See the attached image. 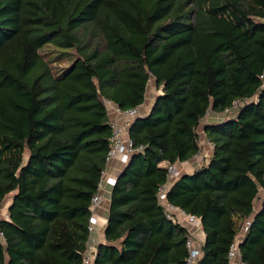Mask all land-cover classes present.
<instances>
[{"label": "trees", "instance_id": "obj_1", "mask_svg": "<svg viewBox=\"0 0 264 264\" xmlns=\"http://www.w3.org/2000/svg\"><path fill=\"white\" fill-rule=\"evenodd\" d=\"M149 77L159 92L126 128L135 150L92 264H187L190 229L157 193L200 152L201 123L211 153L165 200L200 219L195 264H233L235 240L264 264V0H0V264L81 263L112 143L105 102L136 108Z\"/></svg>", "mask_w": 264, "mask_h": 264}, {"label": "built area", "instance_id": "obj_2", "mask_svg": "<svg viewBox=\"0 0 264 264\" xmlns=\"http://www.w3.org/2000/svg\"><path fill=\"white\" fill-rule=\"evenodd\" d=\"M237 105V102L233 104V107L231 109H227L225 113L230 112L232 109H234ZM115 111L123 116L124 118V124L125 125H118V124H111V146L109 150L106 153L105 156V163H107L109 160L116 158L118 155H122L124 158H128V156L135 150L132 147L131 140L125 136L122 137V133L126 131V128L132 118L135 115V108H129L123 111H120L118 108L115 107ZM177 164V163H176ZM172 164L167 166V177L168 179L178 177L179 172L177 169V165ZM102 173V172H101ZM158 199L161 201L162 205L165 207L168 214L171 216L173 220L176 222L183 224L185 226H188L190 229V234L187 239V248H188V258H187V264H195L196 260L199 257L201 242L199 241L197 237V232H199L201 229L200 226V219L198 217L185 214L183 211L176 209L172 205L166 202L165 200V190L164 186L162 188L158 189ZM100 201V196L98 193L94 194L90 199V206L91 208H94ZM87 229L91 231V226L88 225ZM0 232V237H1ZM89 251L84 252L83 259L80 264H92L93 256L91 255ZM227 257L229 261L236 262V264H246L244 263L240 258V251H239V241L235 240L233 243L230 244Z\"/></svg>", "mask_w": 264, "mask_h": 264}, {"label": "crops", "instance_id": "obj_3", "mask_svg": "<svg viewBox=\"0 0 264 264\" xmlns=\"http://www.w3.org/2000/svg\"><path fill=\"white\" fill-rule=\"evenodd\" d=\"M158 92L159 90L156 92V94ZM154 96L155 94L152 97L146 98L144 94L143 102L135 108V115L140 116L146 114L153 101ZM109 105L110 106L108 109L106 108V111L110 123L111 124L114 123L122 126L125 125L123 116L115 111V106L113 104L110 103ZM125 136H127L126 131L122 133V137ZM208 146L210 148L209 153L205 151L208 149ZM211 150H212L211 145L208 142H206L203 150H200V152L192 159L181 163H177L176 165L179 172L178 177L182 173L192 172L193 169H196L200 167L201 164L205 163L211 153ZM203 155H205L204 158ZM125 162H126V158L125 157L123 158L122 155H118L116 158H113L109 160L107 163H105V166L102 170L98 184V194L100 196V201L94 208H91V216L89 218V225L91 226V231L88 234V240L86 242V250L89 251L90 253L94 251L96 244H98L99 242H104L103 228L106 220L109 189L114 181V178L119 173L121 168L124 166ZM193 162H195V164H193ZM178 177L173 178L171 182L168 181L164 185V190L166 191L170 187L172 182ZM197 237L199 239L200 238L202 239L200 240V243L201 241L204 240V233L202 230L201 233H198ZM233 264H236V262H233Z\"/></svg>", "mask_w": 264, "mask_h": 264}, {"label": "rangeland", "instance_id": "obj_4", "mask_svg": "<svg viewBox=\"0 0 264 264\" xmlns=\"http://www.w3.org/2000/svg\"><path fill=\"white\" fill-rule=\"evenodd\" d=\"M47 51H50L49 49H45L43 51H41L43 54V56L46 58L48 56H51L52 54L51 53H47L46 55V52ZM56 62H59V63H56ZM51 65V68L54 69L56 66H60V65H65L67 64L66 63V60L64 59H60V60H55V61H50L49 63ZM59 64V65H57ZM158 91V88L155 87L154 85V81L151 77H149L148 79V82H147V85H146V89H145V97L148 98V97H152L154 94L156 95V92ZM110 103L109 102H105V107L108 109L109 108V105ZM239 104V103H238ZM237 104V105H238ZM236 105V107H237ZM236 107L231 110L230 112L226 113V114H221V117L224 116V115H227V114H230V115H234V110H236ZM234 111V112H233ZM233 112V113H232ZM232 113V114H231ZM215 117H218L214 114H209L207 117H205L203 119L202 122H205V121H208L210 119H215ZM220 117V116H219ZM197 131L199 132V137H200V141H201V144H202V148L201 150H203L204 148V145L206 144V141L204 139V136H203V133H202V123L199 125V127L197 128ZM207 153H209L210 151V148L208 146V149L205 150ZM205 155H203V158H204ZM193 164H195V162H193ZM173 180V178L171 179H168L169 182H171ZM262 195L264 194V191L261 192ZM9 202V197L6 199V201L4 202L3 206L0 208V217H4L5 214H6V206H7V203ZM260 205V200H257L255 201V208H257L258 206ZM198 233H201V230L199 232H197L196 234L198 235ZM199 239V238H198ZM202 240L201 238L199 239V241ZM202 242V241H201ZM93 256V252L91 254Z\"/></svg>", "mask_w": 264, "mask_h": 264}]
</instances>
